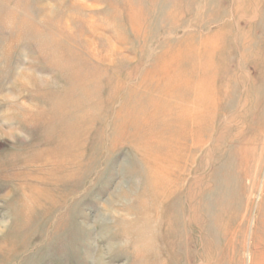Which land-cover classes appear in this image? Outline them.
I'll return each instance as SVG.
<instances>
[{
    "label": "rangeland",
    "instance_id": "374dc122",
    "mask_svg": "<svg viewBox=\"0 0 264 264\" xmlns=\"http://www.w3.org/2000/svg\"><path fill=\"white\" fill-rule=\"evenodd\" d=\"M0 264H264V0H0Z\"/></svg>",
    "mask_w": 264,
    "mask_h": 264
},
{
    "label": "bare ground",
    "instance_id": "6f19581e",
    "mask_svg": "<svg viewBox=\"0 0 264 264\" xmlns=\"http://www.w3.org/2000/svg\"><path fill=\"white\" fill-rule=\"evenodd\" d=\"M146 157H148V156H146ZM152 159V158H151ZM155 159V158H154ZM157 160V159H156ZM163 161V160H162ZM157 162H159V161H157ZM156 162V163H157ZM161 162V161H160ZM157 166H158V164H157ZM159 167V166H158ZM157 172V171H156ZM151 173H153V172H151ZM155 174V173H154ZM157 175H158V173H156ZM153 175V174H152ZM155 176V175H154ZM152 178V177H151ZM154 178V177H153ZM154 180V179H153ZM156 180V179H155ZM160 180V179H159ZM160 182H161V180H160ZM152 184H154V183H152ZM155 186V185H154ZM159 190H160V188H159Z\"/></svg>",
    "mask_w": 264,
    "mask_h": 264
}]
</instances>
